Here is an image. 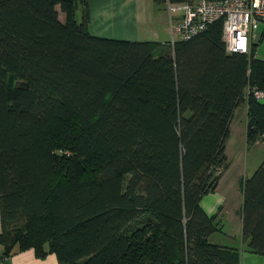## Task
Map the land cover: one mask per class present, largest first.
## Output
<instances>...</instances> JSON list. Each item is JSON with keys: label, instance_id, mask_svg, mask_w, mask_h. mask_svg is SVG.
I'll use <instances>...</instances> for the list:
<instances>
[{"label": "trees", "instance_id": "1", "mask_svg": "<svg viewBox=\"0 0 264 264\" xmlns=\"http://www.w3.org/2000/svg\"><path fill=\"white\" fill-rule=\"evenodd\" d=\"M252 87L264 59L227 52L221 19L159 48L92 34L87 0H0V258L239 264L200 200L241 103L247 143H264ZM240 185L242 239L264 254V159Z\"/></svg>", "mask_w": 264, "mask_h": 264}, {"label": "crops", "instance_id": "2", "mask_svg": "<svg viewBox=\"0 0 264 264\" xmlns=\"http://www.w3.org/2000/svg\"><path fill=\"white\" fill-rule=\"evenodd\" d=\"M89 11V30L92 34L101 37H110L106 32L119 31L123 33L126 40L137 41H149L154 42L159 48L165 46L172 41V34L170 31V14L166 7L165 9H156L153 0H87ZM264 29L262 28L260 36L256 35L253 38L252 45L256 43L259 38L264 39ZM264 50H259V58L264 59ZM264 102V96L262 97ZM246 121H247V105L241 103L234 110L233 117L230 122L229 134L225 142V151L227 147L232 146L236 156H244V162L248 170H243L242 174L237 175L235 185L238 186L237 193H240V201L237 204L233 214L238 226L235 230H224L222 217L225 214L231 213L229 209V197L222 195L219 191L220 183L225 175L227 169L221 175L216 189L213 192L204 194L200 200L201 207L207 214L217 213L220 218V229L216 231L223 236L224 240H217L214 243L236 249L239 252V264H264V254H258L250 251L248 248V239L243 240L241 235V203L242 192L240 180H244L250 176L258 163L261 161V157L250 162H247V154L251 148H255L259 144H248L246 141ZM252 150V149H251ZM227 157V156H226ZM228 158V157H227ZM239 177V178H238ZM242 177V178H241ZM239 179V180H238ZM238 181V182H237ZM233 185H231V189ZM206 196V197H205ZM215 233V232H214ZM212 233V234H214ZM211 234V235H212ZM7 264H57L56 256L53 253H49L44 258H38L35 256L32 249H26L14 253L8 260Z\"/></svg>", "mask_w": 264, "mask_h": 264}, {"label": "built area", "instance_id": "3", "mask_svg": "<svg viewBox=\"0 0 264 264\" xmlns=\"http://www.w3.org/2000/svg\"><path fill=\"white\" fill-rule=\"evenodd\" d=\"M165 7L170 14L172 41L189 38L221 19L226 51L248 54L253 32L264 29V0H190L166 3ZM247 92L258 99L264 96V88H247ZM0 264H7V258H0Z\"/></svg>", "mask_w": 264, "mask_h": 264}, {"label": "rangeland", "instance_id": "4", "mask_svg": "<svg viewBox=\"0 0 264 264\" xmlns=\"http://www.w3.org/2000/svg\"><path fill=\"white\" fill-rule=\"evenodd\" d=\"M158 10H160V9H158ZM80 12H81V9H80V7H78V9L76 11V18L78 20L80 18ZM59 19L64 20V14L62 12H59ZM261 30H262V27L258 28L257 30H255L253 32V35L254 36H256V35L260 36ZM106 34L108 36H110L109 38H111V36H116L117 38H125V37H122V36H124L123 33L119 32V31L113 30L111 32H106ZM253 45L255 48V55L256 56H263V55H259V50H264V39L261 40V38H259V40L256 43H254ZM260 54H264V52L260 53ZM260 101L262 102V98H260ZM251 149L249 150V152L247 154L248 164H250L251 160L254 161L260 157H261V161L264 159V143H261L258 146H255V148H251ZM236 152L239 155L238 157L236 156V153H235L233 147L232 146L230 147V145L227 147V152L225 151V154L228 157L227 161L230 165H229V169H227L224 177L221 180L220 188H219V191L222 195H227L229 197V199H228L229 200V209L231 210V213L225 214L224 217H222L223 228L225 231L226 230H233L234 231L235 228L238 226V224L236 223L234 214H233L237 204L240 201V193L238 194L236 191V189L238 190L239 185L236 186L235 181H236L237 175H239V173L241 175L243 170H248V168L246 167L245 162H244V156L240 155L239 151H237V149H236ZM261 161L258 164H260ZM241 181L242 180H240V184H241ZM231 185H233L232 189H231ZM216 233H218V232H215L214 234H212L208 237L210 242L214 243L215 241H217L219 239L222 241L224 240L222 235L216 234Z\"/></svg>", "mask_w": 264, "mask_h": 264}]
</instances>
